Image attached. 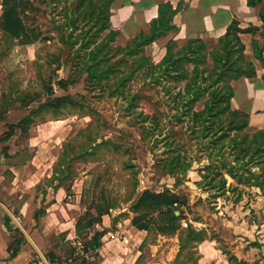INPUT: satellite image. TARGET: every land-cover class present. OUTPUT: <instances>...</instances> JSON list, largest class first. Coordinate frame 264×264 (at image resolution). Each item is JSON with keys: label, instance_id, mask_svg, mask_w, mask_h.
Wrapping results in <instances>:
<instances>
[{"label": "rangeland", "instance_id": "1", "mask_svg": "<svg viewBox=\"0 0 264 264\" xmlns=\"http://www.w3.org/2000/svg\"><path fill=\"white\" fill-rule=\"evenodd\" d=\"M93 2L104 4L102 0ZM114 9L116 5L110 7ZM18 10L28 34L16 38L0 28V161L7 162L16 174L17 192L10 195L11 202L25 201L32 196L35 201H52L56 196L62 205L59 211L63 218H72L75 222L80 218L82 224L89 220L83 217L87 207L112 202L113 208L107 215L120 219L117 223L119 221L122 228H129L131 221L128 220L134 216L130 206L138 195L145 190L161 193L166 189L178 199L180 207L175 214L183 213L182 228L190 224L206 234V240L196 246V252L187 263L197 260V264H230L228 258L234 257L243 264H264V194L257 189H247L238 203H234L229 193L214 201L208 197L209 193H203L194 185L200 180L196 170L204 162L194 163L191 170L179 178L184 181L178 185L169 175L156 169V160L167 154L162 144L155 146L149 139L143 140L138 114H156L165 133L176 134L182 145L197 154L195 140L186 132V122L179 123L173 118L176 111L171 109L161 86H143L144 79L145 84L149 79L139 73L130 88L135 95L144 98L136 110H130L129 92L111 97L105 84L89 85L83 69L84 49L80 45L98 26L85 18L88 4L81 6L79 0H21ZM257 14L258 8H249L242 25L261 28ZM1 16L0 0V23ZM241 17L242 14H237L238 19ZM69 19L76 20L78 27L71 39L76 45L72 50L61 43L60 29L65 28ZM113 26L110 21V29L118 32ZM132 35L119 32L113 46H124L131 40L125 37ZM106 36L107 31L99 34L98 41H104ZM246 38L250 47L253 37ZM255 38L261 41L258 34ZM214 39L207 37L204 42L211 48L216 43ZM146 55L150 56L149 50ZM122 59L121 55H114L112 61ZM208 64L211 66L210 62ZM255 64L263 72L260 65ZM48 90L53 92L51 97L45 94ZM58 97L74 103L66 101L57 108L38 109L30 116L29 126L21 124L38 105ZM33 99L35 101L30 103ZM23 103L29 106L23 107ZM196 108L200 109L201 104ZM7 134L11 136L9 140H5ZM104 141L110 144L89 148V153L84 151L91 144ZM18 212L16 203L11 208L13 217L18 219ZM34 212L42 215L43 206ZM150 222L152 226L145 232L137 264L182 261L186 253L178 252V231L162 232L163 222L156 217ZM112 229L116 230L114 226ZM117 230L120 233V229ZM94 232H101V224L89 231V238ZM82 234L80 237L87 235ZM231 264H236L235 260Z\"/></svg>", "mask_w": 264, "mask_h": 264}, {"label": "trees", "instance_id": "2", "mask_svg": "<svg viewBox=\"0 0 264 264\" xmlns=\"http://www.w3.org/2000/svg\"><path fill=\"white\" fill-rule=\"evenodd\" d=\"M79 1L81 6H89V13H86L85 18L93 20L98 26L93 33L89 32V38L80 45L81 49H84L83 69L89 85L105 84V90L111 97L123 96L129 92L128 107L130 110H136L144 97L135 95L130 83L139 73H143L144 77L149 79L148 84H145L144 79L143 86H161L172 105L171 109L176 111L173 118L179 123L186 122V132L195 140L197 154L182 145L176 134L165 133V128L156 114H138L143 140L149 139L155 146L162 144L164 153L167 154L156 160V169L164 175H169L178 185L184 181L179 178H183L194 163L204 162L196 170L200 180L194 185L203 193H209L208 197L214 201L229 193L234 203H238L247 189H257L264 194V131L248 133L246 128L249 115L231 107L234 97L232 82L242 78H255V62L264 71V0H246L247 7L258 8L257 17L262 24L261 28L251 25L241 28L239 21L233 18L225 33L211 48L200 39H189L181 48L169 41L165 56L156 64L146 55L145 48L175 29L171 25L174 12L169 4L159 6L158 17L150 23L147 33L139 32L124 46H113L119 35V32L110 29V7L115 0H102L104 4H94L93 0ZM20 3L21 0H2L0 28L16 38L28 34L20 18ZM77 28L76 20L69 19L65 28L60 29L63 40L61 43L69 50L76 46L71 39ZM106 31V39L98 41L99 34ZM243 34L253 37L251 57L245 54V46L240 39ZM257 34L261 41L255 38ZM114 55H121L123 59L115 63ZM261 81L264 84V74ZM45 94L51 97L53 92L48 90ZM66 101L74 103L65 97H58L38 105L21 124L29 126L30 116L38 109L57 108L61 102ZM197 104H201L200 109L196 108ZM28 106L29 104L23 103V107ZM9 137L7 134L5 140H9ZM109 144L108 141L91 144L87 147L88 150L84 151L89 153V148L98 149ZM178 203L177 197L169 190L165 189L161 193L145 190L130 206V212L134 214L131 224L140 231L149 232L152 226L150 220L153 217L161 220L162 232L178 231V252L186 253L182 261L176 259L171 264H197V260L192 263L186 261L196 252V246L206 240V234L190 224L182 228L180 222L183 213L180 212L179 216L175 214L180 207ZM111 208L112 202L87 207L83 217H88L89 220L84 224L80 218L76 221L77 235H86L94 226L100 225L102 216L107 215ZM104 234V230L91 234L86 242L89 250L101 246L100 239ZM81 238L85 239L86 236ZM232 260H235L236 264H243L234 257L228 258L230 264Z\"/></svg>", "mask_w": 264, "mask_h": 264}, {"label": "crops", "instance_id": "3", "mask_svg": "<svg viewBox=\"0 0 264 264\" xmlns=\"http://www.w3.org/2000/svg\"><path fill=\"white\" fill-rule=\"evenodd\" d=\"M165 4H169L174 12L171 25L175 29L145 48L155 64L165 56L169 41L181 48L189 39L205 41L207 37H214L216 40L225 33L233 18L239 21L241 28H245L242 21L249 9L246 0H115L112 5H116V9L110 10L111 24L121 35L133 33L131 37H125L132 39L139 32L149 31L150 23L158 17L159 6ZM237 14H242L241 19L237 18ZM246 37L249 34L240 35L245 54L251 57V46L247 45ZM263 72L257 67L255 78L232 82L234 97L231 107L249 115L248 133L264 131ZM8 173H12L11 177ZM15 180L16 174L12 168L7 162L0 161V264H37L40 254L53 261L66 260L70 264H137L141 259L145 231L136 229L132 224L129 228H122V224L117 223L120 219L102 216L101 231H105V236L101 239L100 247L89 250L86 244L89 234L85 239L77 235L75 220L63 218L59 211L62 205L56 196L52 201H35V196H32L28 200L12 203L9 197L17 192ZM16 203L19 218L14 217L15 222L11 217V208ZM41 206L45 213L38 216L34 211Z\"/></svg>", "mask_w": 264, "mask_h": 264}, {"label": "built area", "instance_id": "4", "mask_svg": "<svg viewBox=\"0 0 264 264\" xmlns=\"http://www.w3.org/2000/svg\"><path fill=\"white\" fill-rule=\"evenodd\" d=\"M11 217L16 222L15 218L13 217V215H11ZM184 226L186 227V224H184ZM36 262H37V264H70V262L66 261V260L53 261L48 256H46L44 254H40L39 256H37Z\"/></svg>", "mask_w": 264, "mask_h": 264}]
</instances>
